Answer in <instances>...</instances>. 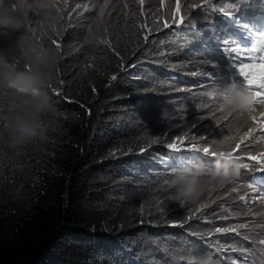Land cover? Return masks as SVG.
<instances>
[{
	"label": "trees",
	"instance_id": "1",
	"mask_svg": "<svg viewBox=\"0 0 264 264\" xmlns=\"http://www.w3.org/2000/svg\"><path fill=\"white\" fill-rule=\"evenodd\" d=\"M107 1L55 0L41 15L29 0L28 23L5 30L0 73L31 70L33 48L56 57L44 111L0 87V264H162L175 240L205 247L201 204L175 199L201 163L168 146L176 135L161 115L175 12L126 13L113 0L103 11ZM19 117L46 132L14 143Z\"/></svg>",
	"mask_w": 264,
	"mask_h": 264
},
{
	"label": "rangeland",
	"instance_id": "2",
	"mask_svg": "<svg viewBox=\"0 0 264 264\" xmlns=\"http://www.w3.org/2000/svg\"><path fill=\"white\" fill-rule=\"evenodd\" d=\"M26 1L14 0L13 8L22 7ZM113 1L126 13L165 7L175 12L178 2L144 0L142 7L140 0ZM256 1L179 0L183 21L170 29L174 33L168 41L169 71L174 79L161 115L176 135L175 146L180 150L175 151L196 159L201 163L198 167L205 169L200 177L202 195L195 202L181 201V207L186 210L184 204L200 203L195 220L205 224L207 231L202 249L180 240L170 243L162 264H191V249L209 255L214 264H264V200L250 183L251 176L264 172V125L256 123L264 105L255 103L247 111H234L226 103L231 84L249 90L240 71L245 62L238 54L235 33L248 28L243 16ZM109 3L101 9H108ZM5 30L0 29V44L5 40ZM222 154L231 157V164L221 161L228 165L230 174L224 182L211 178ZM198 167L186 175L187 180Z\"/></svg>",
	"mask_w": 264,
	"mask_h": 264
},
{
	"label": "clouds",
	"instance_id": "3",
	"mask_svg": "<svg viewBox=\"0 0 264 264\" xmlns=\"http://www.w3.org/2000/svg\"><path fill=\"white\" fill-rule=\"evenodd\" d=\"M13 3L14 0H0V29L17 30L28 23L29 12L27 10L21 11L19 5L14 9ZM55 7V0H31V8L41 15H47ZM243 17L246 19L243 23L248 25V28L244 32L235 33L237 39L235 43L239 45L238 54L245 63L257 62L258 60L245 59L241 52L246 51L245 48L251 46L252 43L264 40L262 37L255 36L256 32L264 31V0L253 3L251 10L245 13ZM23 46V42L18 44L20 48H23ZM250 54L259 55L257 53ZM55 57L56 53L48 49L33 48L25 59L34 67L26 71L10 70L0 73V87L11 88L31 97L34 101V111L36 113L44 111L51 106V97L45 91V88L52 80L51 74L44 69L45 66H50L55 61ZM3 60L4 57L0 55V63H3ZM226 96L227 105L234 111H247L256 103L251 91L240 88L236 84H231L228 87ZM45 132L46 129L42 125L24 117H19L13 126L12 140L16 144H22L38 135L43 136ZM222 160L231 164V157L222 154L221 159L216 161L215 169L211 173L212 180L224 182L229 178L228 165L222 164ZM204 172V168L198 167L191 178L177 188L175 199L182 202L197 201L202 195L200 177L204 175ZM250 183L259 189L260 194L264 192V172L251 176ZM197 249L202 248L198 247ZM190 255L191 264H214L209 255L198 254L195 249L190 250Z\"/></svg>",
	"mask_w": 264,
	"mask_h": 264
},
{
	"label": "snow or ice",
	"instance_id": "4",
	"mask_svg": "<svg viewBox=\"0 0 264 264\" xmlns=\"http://www.w3.org/2000/svg\"><path fill=\"white\" fill-rule=\"evenodd\" d=\"M144 0H140L141 6L143 7ZM204 5H192L193 8L203 7ZM183 21V14H182V6L179 3V0L175 6V19H173V23L182 22ZM165 27L168 25L165 24ZM247 27V26H245ZM255 36L264 38V31H258L255 33ZM144 39L147 40L148 36L145 35ZM228 43V42H226ZM264 43V40L257 41L256 43H252L250 48H245L246 51L251 53H259V59L257 62H249V63H242L240 66V71L244 75L245 80L248 82V88L250 91L253 89H258L254 91L256 97V104L264 105V47H258V44ZM231 51H237L236 49H231ZM249 60H255L254 57H249ZM117 77L113 75L111 79L115 80ZM57 95L59 93H56ZM256 123L259 125H264V113H261L259 117L256 118ZM264 130V129H262ZM173 150L179 151L180 149L172 144L168 145ZM239 151V149H237ZM261 200H264V192L261 194ZM199 211V210H194ZM172 226H179L182 227V224H173Z\"/></svg>",
	"mask_w": 264,
	"mask_h": 264
}]
</instances>
